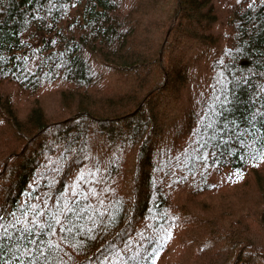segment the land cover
<instances>
[{"label": "trees", "instance_id": "trees-1", "mask_svg": "<svg viewBox=\"0 0 264 264\" xmlns=\"http://www.w3.org/2000/svg\"><path fill=\"white\" fill-rule=\"evenodd\" d=\"M9 212V264H264V0H0Z\"/></svg>", "mask_w": 264, "mask_h": 264}, {"label": "snow or ice", "instance_id": "snow-or-ice-1", "mask_svg": "<svg viewBox=\"0 0 264 264\" xmlns=\"http://www.w3.org/2000/svg\"><path fill=\"white\" fill-rule=\"evenodd\" d=\"M254 2L255 0H253V3ZM249 7H253V4H249ZM36 11L38 12L39 9ZM42 19V17L37 16L35 13L32 14L33 21H42ZM8 217H11L12 219L8 220ZM57 222L59 223V221ZM18 224L19 221L16 220L15 213L9 212L7 215H0V230H2L0 231V264H9L8 261L4 260L3 253L7 250L5 245L12 240L13 234L9 232V227L16 228ZM20 238L22 240H27V243L23 245L24 248H29V245H37V247L33 249V255L24 257L23 261H21V258L15 254L13 257H10V259H15L17 264H39V261L36 259V254L44 256L45 258L47 257L48 253L39 247L44 240L43 235L36 236V233H34L31 229L25 228L23 230V235H21ZM16 243H18V241Z\"/></svg>", "mask_w": 264, "mask_h": 264}, {"label": "rangeland", "instance_id": "rangeland-1", "mask_svg": "<svg viewBox=\"0 0 264 264\" xmlns=\"http://www.w3.org/2000/svg\"><path fill=\"white\" fill-rule=\"evenodd\" d=\"M171 13H172V12H171ZM171 13H170L169 15H171ZM158 19H159V18H158ZM158 19H157L156 21H158ZM175 22H176V18L171 19L170 22H169V24L166 26L165 31L168 30V28H169L170 26H173V24H175ZM158 23H159V22H158ZM158 31H162V32L164 31V29L160 26V24L158 25V28H156V32H157V33H158ZM155 39H157V37L154 36V35H151V37L148 38V40H154V41H155ZM157 40H158V39H157ZM157 40H156V42H155V44H154V48L151 49L150 51H156V52L160 53L161 50H160L159 47L157 46V43H158ZM150 51H149V52H150ZM71 85L75 86L73 83H71ZM110 88H120V86H119V82L116 81L115 77H113L112 85H111ZM15 89H16V86H14L13 84L10 83V84H9V87L6 88V91H7V92L11 91V92H13L14 95H16V90H15ZM9 93H10V92H9ZM16 96H17V95H16ZM17 97H18V96H17ZM22 97H24V95H22ZM18 100L21 101L20 99H18ZM48 102H49L50 104H52V105L54 106V108L57 110V111H56L57 118L62 119V118H64L65 116L68 115V112H69L70 109H69V107L64 108V106H63L62 103H61V100H60L59 94H56V95L50 96ZM19 104H20V102H19ZM29 105H31V104H30V103H27L26 105H23V106L19 105V106H20V116H21V117H24V116L27 114V111H28V107H29ZM17 109H18V108H17ZM21 159H22V158H21Z\"/></svg>", "mask_w": 264, "mask_h": 264}]
</instances>
